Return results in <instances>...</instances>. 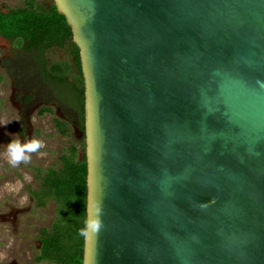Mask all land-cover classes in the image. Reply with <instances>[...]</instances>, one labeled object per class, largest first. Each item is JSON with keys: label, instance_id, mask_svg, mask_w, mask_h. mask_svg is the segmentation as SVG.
I'll use <instances>...</instances> for the list:
<instances>
[{"label": "water", "instance_id": "obj_1", "mask_svg": "<svg viewBox=\"0 0 264 264\" xmlns=\"http://www.w3.org/2000/svg\"><path fill=\"white\" fill-rule=\"evenodd\" d=\"M84 82L82 264H264V0H53Z\"/></svg>", "mask_w": 264, "mask_h": 264}, {"label": "rangeland", "instance_id": "obj_2", "mask_svg": "<svg viewBox=\"0 0 264 264\" xmlns=\"http://www.w3.org/2000/svg\"><path fill=\"white\" fill-rule=\"evenodd\" d=\"M23 1L0 0V10L22 5ZM62 59L70 60L65 47L46 52V63ZM31 61L16 44L0 37V264H52L38 262L35 257L40 247L39 229L49 227L53 220L54 202L47 200L43 207H37L30 190L39 186L38 168L58 167L64 149L71 142L78 143L71 126L63 135L55 125V119L67 116L61 109L64 102L56 95L70 103L71 92L65 86L52 89ZM45 106H51L52 112L41 113ZM32 138L42 141L43 147L30 154L28 163L10 165L7 144Z\"/></svg>", "mask_w": 264, "mask_h": 264}, {"label": "trees", "instance_id": "obj_3", "mask_svg": "<svg viewBox=\"0 0 264 264\" xmlns=\"http://www.w3.org/2000/svg\"><path fill=\"white\" fill-rule=\"evenodd\" d=\"M0 36L16 44L30 62L33 60L32 67H38L51 88L68 87L73 97L70 103L63 96H56L76 111L83 131L84 82L79 49L72 40L71 28L54 3L45 6L38 0H25L22 5L0 10ZM56 47L67 48L70 60L46 63V52ZM45 111L52 112V108L45 106L40 110ZM55 125L63 135L68 134L65 121L55 119ZM79 145L69 143L59 156L58 167L37 169L40 183L30 190L36 206L43 207L47 200L54 202L53 220L49 227H41L38 232L40 247L35 257L38 262L82 264L84 237L79 235V230L86 221L87 164L85 153L79 156L80 149L85 148L84 140Z\"/></svg>", "mask_w": 264, "mask_h": 264}, {"label": "clouds", "instance_id": "obj_4", "mask_svg": "<svg viewBox=\"0 0 264 264\" xmlns=\"http://www.w3.org/2000/svg\"><path fill=\"white\" fill-rule=\"evenodd\" d=\"M43 147V142L35 138L23 143L19 139L11 140L6 147L8 163L13 167L21 163H28L31 159L30 154L38 152ZM101 209L93 207L89 211V218L85 221V226L79 230V235L88 238L90 234H96L102 227L99 218Z\"/></svg>", "mask_w": 264, "mask_h": 264}, {"label": "flooded vegetation", "instance_id": "obj_5", "mask_svg": "<svg viewBox=\"0 0 264 264\" xmlns=\"http://www.w3.org/2000/svg\"><path fill=\"white\" fill-rule=\"evenodd\" d=\"M38 2H40V1H38ZM40 3H43V2H40ZM50 3H54V1H53V0H50L49 2H47V3H43V4H44L45 6H47V5H49ZM8 9H9V8H8ZM8 9H7V10H8ZM2 11H6V10H2ZM0 37H2V36H0ZM2 38H4V37H2ZM4 39H6V38H4ZM7 40H8V39H7ZM61 106H63V107H61V109L63 110V112H64V110H65V112H64L63 114L67 115V116H64V117H66V119H61V120L65 121V122L68 124V127L71 126V128L73 129V132L77 134V136H76L75 139H76L77 142H78V146H80V145H79V141L84 140V143H85L84 129H83V131H82V129L80 128V126H81V121L79 120L76 111H75L70 105L62 103ZM50 107H51V106H50ZM51 108H52V107H51ZM57 108H59V106H56V109H57ZM52 110H53V109H52ZM83 126H84V122H83ZM74 143H75V142H74ZM83 152L85 153V148H84L83 150L80 149V151H79V156H81V154H82Z\"/></svg>", "mask_w": 264, "mask_h": 264}]
</instances>
